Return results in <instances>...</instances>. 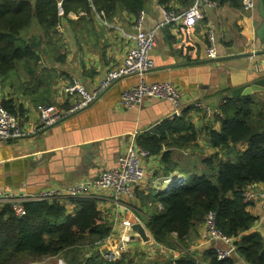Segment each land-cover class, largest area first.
Returning a JSON list of instances; mask_svg holds the SVG:
<instances>
[{
	"label": "crops",
	"instance_id": "0c3cea01",
	"mask_svg": "<svg viewBox=\"0 0 264 264\" xmlns=\"http://www.w3.org/2000/svg\"><path fill=\"white\" fill-rule=\"evenodd\" d=\"M88 1L93 9L91 12L78 8L62 18L54 30L53 41L49 43L52 46L41 53L35 80L27 73L24 63L9 79L0 78V103L12 101L17 109H22L24 113L17 118L27 130L40 124L41 107L70 108L73 101L66 96V87L80 82L88 91L95 90L110 71L123 65L128 50L134 45L133 25L137 19L134 15L120 12L107 18L92 6L91 0ZM201 1L203 18L196 26L187 28L182 21H175L158 30L157 46L151 54L155 68L144 80L147 83H173L182 92L185 106L200 102L215 109L224 100H230L234 90L264 77V0H241L240 8L210 6L205 0ZM245 1L253 2L254 7L247 10ZM179 8L175 6V10ZM143 11L146 31L162 23L168 12L156 0H149ZM183 12L168 13L180 15ZM210 32L217 40L218 58L215 60H209L206 54ZM42 36L43 32L36 24L22 33L27 40H39ZM139 83L138 76L121 79L96 103L60 124L26 138L1 141L0 167L10 164L11 170L3 173L0 189L35 192L95 177L105 169L114 168L134 136L152 132L173 113L171 103L155 99H147L135 109L121 108L122 92ZM252 96L264 103L263 93ZM188 123L199 134L197 149L183 151L164 146L163 151L171 152V159L177 166L168 179L185 176L186 173L204 175L207 171L205 160L216 152L209 145L205 129L212 127L220 131L221 124L215 119L204 120L203 114L195 110L191 112ZM88 144H93L92 148L100 151L101 155L97 153L95 165L85 169L78 160ZM247 148V143L237 146V150L242 152ZM47 153L50 154L47 159H33ZM160 158L153 157L144 163L147 179L139 191L154 195L168 191L170 185L164 188L163 177L154 176L163 171ZM97 202L104 222L112 227L114 234H119L122 223L127 220L133 225L141 223L145 226L146 210H140L138 200L123 209H117L109 196L99 198ZM67 209L69 214L72 213L74 205L67 206ZM248 211L258 219L251 231L264 236L263 204L255 202ZM146 231L150 233L147 228ZM132 233L139 235L136 231ZM203 235L204 227L200 224L185 253L205 264L201 257L214 246L200 247ZM131 246L148 249L147 245L138 242ZM143 255L147 257L144 259L146 262L159 259L158 253H155L157 258ZM58 259L47 260H54L51 263L57 264ZM235 264L246 263L235 256Z\"/></svg>",
	"mask_w": 264,
	"mask_h": 264
},
{
	"label": "trees",
	"instance_id": "16d2710c",
	"mask_svg": "<svg viewBox=\"0 0 264 264\" xmlns=\"http://www.w3.org/2000/svg\"><path fill=\"white\" fill-rule=\"evenodd\" d=\"M149 0H91L92 6L107 18L120 12L136 18L146 8ZM196 0H156L166 11L180 13L190 8ZM219 6L241 7V0H208ZM179 10H175V6ZM79 9L91 12L88 0H0V78L7 80L18 71L21 63L32 78L40 68L41 53L48 49L54 39V30L62 18ZM37 25L43 36L27 40L22 33ZM45 49H42V46ZM219 106L215 121L220 131L207 127L209 145L214 154L205 160L207 171L198 176L188 174L184 186H172L159 194L136 191L140 210H146L143 218L153 241L168 249L185 252L198 225L213 212L219 232L235 241L236 257L246 264H264V236L251 231L257 217L248 211L250 204L243 192L250 185L264 186V103L253 96L224 100ZM222 102V103H223ZM15 117L23 114L12 101L0 103ZM202 111L188 107L182 116L163 121L137 138L138 145L160 156L162 173L154 176L168 179L177 166L171 159L169 149L192 151L199 134L188 123L191 112ZM203 114V113H202ZM204 120H208L203 115ZM186 132V133H182ZM248 144L245 151L237 146ZM74 211L68 213L67 204L58 201L30 203L25 206L22 217L12 207L0 209V264H25L27 259L41 261L60 258L66 264H202L188 252L173 263L162 257L145 261V255L124 254L114 263H107L94 252L90 245L104 240L112 227L104 222L97 200L92 198L70 199ZM143 212V211H142ZM140 215V214H139ZM141 216V215H140ZM89 254V256H88ZM205 264H235V256L218 261L213 250L201 257Z\"/></svg>",
	"mask_w": 264,
	"mask_h": 264
},
{
	"label": "built area",
	"instance_id": "2783aa9c",
	"mask_svg": "<svg viewBox=\"0 0 264 264\" xmlns=\"http://www.w3.org/2000/svg\"><path fill=\"white\" fill-rule=\"evenodd\" d=\"M205 3L213 6L208 0ZM202 1L196 0L195 3L185 10L182 14L166 12L165 20L156 28L150 31L144 29L145 12L142 11L133 25L135 34L133 35L134 45L128 50L124 63L121 67L110 71L101 84L93 91H88L80 82L65 88L66 96L73 101L69 109L63 110L54 105L43 106L39 109L40 124L32 129H25L19 119L10 114L0 105V142L26 138L31 135L39 134L51 127H54L64 120L78 114L82 110L90 107L119 80L129 76L140 77V83L125 90L120 97V106L123 109H135L140 107L145 100L155 99L171 103L174 110L172 118L182 116L183 111L188 107H194L202 111L208 120L214 119V115H222L219 107L212 109L206 104L195 102L185 106L182 102V92L171 82L147 83L144 77L155 68L152 59V52L157 46L156 34L158 30L167 24L175 21H182L187 28L196 26L198 21L203 18ZM244 7L249 10L254 7L251 1H245ZM208 48L206 54L209 60L218 58L217 40L214 33L208 34ZM225 102L221 103V105ZM220 105V106H221ZM139 136V135H138ZM138 136H134L131 144L117 159L116 167L105 169L95 177L83 178L68 185H57L30 192L27 190L0 189V209L4 206L12 207L17 216L25 214V206L30 203H52L55 201L66 203L70 199L92 198L98 201L102 197H111L117 209L129 207L136 201L137 189L145 183L147 173L144 166L146 161L153 157L150 152L141 148L137 143ZM187 183L186 176L177 175L174 178L164 179L163 184L172 186H184ZM244 201L250 205L260 202L264 207V186L250 185L243 192ZM204 235L200 247L212 249L218 261L231 259L236 256L237 247L233 238L224 237L216 225V215L213 212L204 217ZM133 223L129 220L122 223V230L119 234H111L104 240L97 241L90 245L94 252H98L100 257L107 263H114L126 255H136L140 259L143 254L154 257L155 253L162 255L175 263L185 252H177L159 245L153 241L149 233L150 241L145 243L140 236L132 233ZM142 243L148 249L134 248L131 244ZM89 256V254H88ZM140 257V258H139ZM57 264H66L63 259H58Z\"/></svg>",
	"mask_w": 264,
	"mask_h": 264
},
{
	"label": "water",
	"instance_id": "95a60500",
	"mask_svg": "<svg viewBox=\"0 0 264 264\" xmlns=\"http://www.w3.org/2000/svg\"><path fill=\"white\" fill-rule=\"evenodd\" d=\"M254 93H263L264 94V77L254 81L253 83L247 85L246 87H241L239 89L234 90L232 92V94L230 95V99L232 100V99H239L241 97H250ZM171 109H172V111L174 110L173 106L171 107ZM92 147H93V144L85 145L84 149L86 151H85L84 155L81 157V159L78 160V161H81V163L85 165V169L88 166L92 167L95 165L94 162H95V158H96L97 153H98V155H101L100 151H96ZM48 157H50L49 153L44 154L43 156L33 157V159H42V158L47 159ZM9 166H10V164H7V165L5 164L4 166L0 167V181H2V179H3V173L10 172L11 168ZM47 185H48V183H47ZM133 230L139 234V236L143 242L148 243L150 241V236H149L148 232L146 231L145 226L142 225L141 223H136L135 225H133Z\"/></svg>",
	"mask_w": 264,
	"mask_h": 264
},
{
	"label": "rangeland",
	"instance_id": "374dc122",
	"mask_svg": "<svg viewBox=\"0 0 264 264\" xmlns=\"http://www.w3.org/2000/svg\"><path fill=\"white\" fill-rule=\"evenodd\" d=\"M52 46V45H50ZM50 46H48V48H50ZM42 49H45V46H42ZM197 148L195 147L192 151H195ZM202 152V151H201ZM203 155H206V153H203ZM164 188H166L168 186V184H164ZM143 257V255H141ZM159 257L165 258L162 255H158ZM153 258H157L156 256H154ZM51 262H54V260H41V261H33L32 259H27L25 264H52Z\"/></svg>",
	"mask_w": 264,
	"mask_h": 264
}]
</instances>
